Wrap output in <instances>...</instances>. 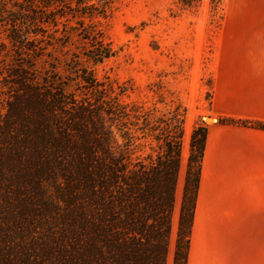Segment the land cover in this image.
I'll list each match as a JSON object with an SVG mask.
<instances>
[{
	"label": "trees",
	"instance_id": "obj_1",
	"mask_svg": "<svg viewBox=\"0 0 264 264\" xmlns=\"http://www.w3.org/2000/svg\"><path fill=\"white\" fill-rule=\"evenodd\" d=\"M61 1L22 0L16 12L27 16L4 24L0 55L12 60L0 65V264H168L186 110L153 122L80 56L63 74L46 66L49 46L32 28ZM4 9L0 1L1 17ZM84 29L86 60L112 57L102 35ZM139 132L154 137V153L135 155ZM206 137L197 124L173 264H187Z\"/></svg>",
	"mask_w": 264,
	"mask_h": 264
},
{
	"label": "rangeland",
	"instance_id": "obj_2",
	"mask_svg": "<svg viewBox=\"0 0 264 264\" xmlns=\"http://www.w3.org/2000/svg\"><path fill=\"white\" fill-rule=\"evenodd\" d=\"M0 1L5 6L0 16L2 52L8 43L4 34L9 25L4 24H10L14 16H27V12H16L17 6L24 5L22 0ZM259 1L264 0H90L80 6L62 0L45 11L43 23L32 28L49 46L46 61L50 64L46 66L54 64L63 74L71 58L80 56L98 80L110 84L125 102L139 106L153 122L166 119L177 106H181L180 111L186 110L168 264L174 262L191 134L197 124L207 127L214 122L213 74L217 60L226 53L222 44L225 19L230 11L248 16ZM85 13L94 15L83 17ZM48 18L50 23H46ZM86 27L102 35L112 49V57L101 64H93L82 54L86 52ZM11 54L2 53L0 65L10 63ZM235 56L247 59L248 52H237ZM154 150V137L137 133L135 155L145 156Z\"/></svg>",
	"mask_w": 264,
	"mask_h": 264
},
{
	"label": "crops",
	"instance_id": "obj_3",
	"mask_svg": "<svg viewBox=\"0 0 264 264\" xmlns=\"http://www.w3.org/2000/svg\"><path fill=\"white\" fill-rule=\"evenodd\" d=\"M254 8L225 19L187 264H264V129L219 121L264 123V1Z\"/></svg>",
	"mask_w": 264,
	"mask_h": 264
}]
</instances>
